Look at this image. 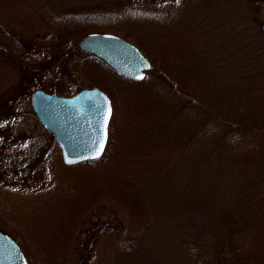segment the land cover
<instances>
[{
  "label": "rangeland",
  "instance_id": "1",
  "mask_svg": "<svg viewBox=\"0 0 264 264\" xmlns=\"http://www.w3.org/2000/svg\"><path fill=\"white\" fill-rule=\"evenodd\" d=\"M263 23L258 0H0V229L30 264H264ZM116 29L143 80L78 49ZM92 87L110 149L68 166L30 96Z\"/></svg>",
  "mask_w": 264,
  "mask_h": 264
},
{
  "label": "water",
  "instance_id": "2",
  "mask_svg": "<svg viewBox=\"0 0 264 264\" xmlns=\"http://www.w3.org/2000/svg\"><path fill=\"white\" fill-rule=\"evenodd\" d=\"M260 29L264 33V23ZM78 49L117 76L135 82L143 80L151 65L137 45L112 32H88L78 41ZM30 102L42 127L53 135L65 165H77L103 155L113 115L112 101L105 91L94 87L61 96L36 89ZM0 264H30L19 242L3 229Z\"/></svg>",
  "mask_w": 264,
  "mask_h": 264
},
{
  "label": "trees",
  "instance_id": "3",
  "mask_svg": "<svg viewBox=\"0 0 264 264\" xmlns=\"http://www.w3.org/2000/svg\"><path fill=\"white\" fill-rule=\"evenodd\" d=\"M70 18H71V16H70ZM82 20L83 19H81L79 16H74V17H72L71 18V24L69 23V22H67V24H66V26H65V28H64V30H71V32L73 31V34L77 31V29H78V27H80V24L82 23ZM69 21V20H68ZM71 26V27H70ZM68 27H70V28H68ZM71 32H70V34H71ZM114 33H117V34H122L119 30H114ZM123 36H125V37H127V38H129V36L127 35V34H123ZM10 91H6V93H4V94H7V93H9ZM55 92H57L56 90H55ZM59 92H60V90H59ZM58 93V92H57ZM5 96V95H4ZM4 96H2V97H4ZM7 104V102H4L3 104H0V106L2 107V110L4 111L5 109H4V105H6ZM110 145H111V141H110V136L108 137V142H107V146H106V148H105V151H104V153H103V155H102V157H100L99 158V160L100 159H103L104 158V155L108 152V150L110 149ZM95 161H97V160H94V161H92V162H89V163H95ZM84 163H86V162H84ZM190 209V208H189ZM134 212H142L141 210H136L135 209V211ZM193 245H196V244H193ZM135 264H138L137 262L135 263ZM140 264H142V263H140Z\"/></svg>",
  "mask_w": 264,
  "mask_h": 264
},
{
  "label": "snow or ice",
  "instance_id": "4",
  "mask_svg": "<svg viewBox=\"0 0 264 264\" xmlns=\"http://www.w3.org/2000/svg\"><path fill=\"white\" fill-rule=\"evenodd\" d=\"M177 2H178V0H177Z\"/></svg>",
  "mask_w": 264,
  "mask_h": 264
}]
</instances>
